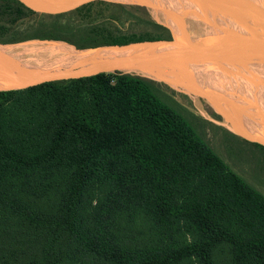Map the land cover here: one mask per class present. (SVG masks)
<instances>
[{
	"label": "trees",
	"instance_id": "16d2710c",
	"mask_svg": "<svg viewBox=\"0 0 264 264\" xmlns=\"http://www.w3.org/2000/svg\"><path fill=\"white\" fill-rule=\"evenodd\" d=\"M28 1L52 8L83 0ZM0 15L2 45L40 40L91 50L171 39L141 6L86 1L50 14L0 0ZM163 96L159 84L122 73L0 92V197L28 223L44 202L60 212L37 259L19 261L9 247L4 264H264V196ZM114 217L133 231L144 221L143 239L133 245L112 227ZM231 221L249 236H237ZM175 226L187 239H172Z\"/></svg>",
	"mask_w": 264,
	"mask_h": 264
},
{
	"label": "water",
	"instance_id": "95a60500",
	"mask_svg": "<svg viewBox=\"0 0 264 264\" xmlns=\"http://www.w3.org/2000/svg\"><path fill=\"white\" fill-rule=\"evenodd\" d=\"M86 1L88 0H83L76 6ZM201 1L207 5L214 18L215 0ZM231 1H236L241 6L245 17L253 22L254 29L247 32L224 30L218 27L216 21L210 20L203 22L214 31L208 36L180 32L178 36L171 34V39L127 46H107L91 50H78L71 46L73 52L87 57L69 67H61L46 57L13 51L10 45L0 44V92L24 90L44 84L62 86L99 74H128L188 91L190 95L206 101L226 121L234 136L252 145L264 147V131L259 132L246 121L244 110L234 95L219 86L198 84L185 72V68L191 63L209 62L251 71L264 81V2L253 9L244 0ZM24 4L30 7L27 3ZM145 7L149 9L148 6ZM156 11L177 16L179 31H182L183 18L180 13L159 9ZM38 12L47 13L45 10ZM105 51L118 54L103 55ZM183 75L188 79H184Z\"/></svg>",
	"mask_w": 264,
	"mask_h": 264
},
{
	"label": "rangeland",
	"instance_id": "374dc122",
	"mask_svg": "<svg viewBox=\"0 0 264 264\" xmlns=\"http://www.w3.org/2000/svg\"><path fill=\"white\" fill-rule=\"evenodd\" d=\"M24 3H27L31 9L36 11H47V13H57L65 10L72 9V7L77 4H63L59 7H52L44 4V2H37L36 5H33L28 0H22ZM94 2H104L107 4L114 5H133V6H141L146 9L152 19H154L157 23L166 26L172 35L175 34L166 24L165 20L169 21L172 24L177 25L176 20L170 14H159L156 16H152L150 14V8L147 9L140 2L135 0H88ZM145 1V0H144ZM171 1V0H169ZM178 1V2H177ZM173 0L175 4H179L176 6L172 1L173 7L176 10L180 9L178 12L183 13L185 15L195 14L199 15V17H212L211 11L209 12V8L201 1V0ZM186 1V2H185ZM246 3L250 5V8H257L264 0L260 2H255L253 0H244ZM221 2V3H220ZM229 2L232 5L236 6V1L231 0H215V4L213 8L216 15L215 18L223 19L227 22H230L226 15H230L232 11L236 12L237 9H232L229 5ZM146 3V2H145ZM187 3V4H186ZM196 3V4H195ZM189 4V5H188ZM255 4V5H254ZM188 5V6H187ZM193 6V7H192ZM197 6V7H196ZM205 6L207 8H205ZM215 6V7H214ZM220 6L221 8H218ZM228 6V7H227ZM238 6V4H237ZM199 7V8H198ZM225 7V8H224ZM227 7V8H226ZM189 10H188V9ZM217 8V9H216ZM185 9V10H184ZM193 9V10H192ZM204 9V10H203ZM207 9V11H206ZM219 9V10H218ZM224 9V10H223ZM228 9V11L226 10ZM239 9L241 7L239 6ZM98 9H95L94 15H96V20H100ZM217 10V11H216ZM200 11V12H198ZM206 11V12H204ZM188 12H190L188 14ZM231 12V13H230ZM208 13V14H206ZM220 13V14H219ZM236 13H240L237 11ZM93 16V14H92ZM218 16V17H217ZM1 17V15H0ZM224 17V18H223ZM227 19H226V18ZM165 19V20H163ZM246 17L239 14L238 22H232V24L242 27L254 28V24L246 21V23H242L245 21ZM231 23V22H230ZM248 24V25H247ZM45 44L50 46L52 44H63L61 42H51V41H40V40H29L25 42H21L18 44L10 45L12 48H17L20 51H24L29 49L33 45H41ZM71 48V46L66 45ZM31 53V52H30ZM103 55H115L118 53L105 51L102 53ZM49 59V58H48ZM49 60L52 61L50 58ZM75 63L67 64L66 67L72 66ZM160 85V84H159ZM213 86H220L219 84ZM162 92L167 96H163V99L170 105L177 108L182 116L188 121V123L192 126L195 132L207 143V145L214 151V153L227 165V167L244 179L247 183L252 185L262 196H264V151H260V149L253 148L247 144H244L234 137H232V133L230 132L229 125L224 121L221 117H219L211 108L208 103L202 99L195 98L194 96L186 93L183 89L170 87L166 85H160ZM223 88V87H222ZM233 95V94H232ZM195 98V99H194ZM246 109L245 111L250 112L253 118L257 121L258 125H264V98L256 97V95L250 91L246 95ZM260 130V129H258ZM264 131V130H263ZM39 150L44 149L45 142L43 140H39ZM3 201L8 202L4 205ZM9 201L4 200V198L0 197V213H4L0 217V264H4V260L7 256L5 253V249L11 247L10 256L12 255V247H15L14 255L17 257L19 261L22 260H35L39 256V246L43 243L48 237L51 229L55 226L56 223L59 222V209H53L50 203L44 202L45 206L43 212H41V216L34 218V223H28L24 218L20 217L19 212L16 210V207L7 209L9 206ZM4 205V206H3ZM92 205L93 202L90 200H85L82 203V212L83 217L85 219V225L89 226L92 221ZM137 227L130 229L128 227H124L122 221L118 218L114 217V222L112 227L114 229H118L119 234L124 235L131 241L134 242L140 241L143 239L142 235L139 233L140 230L143 229L144 221L139 218L136 220ZM230 227L232 231L239 237L246 238L249 236L247 231H244L240 225H236L235 222L231 221ZM124 231V234H123ZM114 233V231H113ZM190 232L184 228H179V226H175L171 237L172 239H176L178 241H183V239H187ZM60 234H57L56 238H60ZM122 239V237H120ZM3 260V261H2ZM12 264V263H11Z\"/></svg>",
	"mask_w": 264,
	"mask_h": 264
},
{
	"label": "bare ground",
	"instance_id": "6f19581e",
	"mask_svg": "<svg viewBox=\"0 0 264 264\" xmlns=\"http://www.w3.org/2000/svg\"><path fill=\"white\" fill-rule=\"evenodd\" d=\"M171 1L173 2V0H171ZM171 1H169V0H145L144 3L146 2L145 6H148L150 8L149 12L154 17L156 15L162 14L160 11H156V9L178 12L180 9L176 10L175 7H173V4ZM226 1H228V0H226ZM253 1L259 2L256 0H253ZM173 3L175 4V2H173ZM179 4L177 3V5L176 4L175 5L178 6ZM229 5L231 6L232 9L233 8H234V10L237 9V11H240V13H242V15L245 16L242 12L243 10L239 9V6H237V4L235 6L229 2ZM206 6H205V8H207ZM178 8H179V6H178ZM218 8H221V7L218 6ZM226 10L228 11V9H226ZM206 11H207V9H206ZM206 11H204V12H206ZM198 12H200V11H198ZM236 12L232 11V13L230 12L231 13L230 15L229 14L226 15V17L228 18V20L231 23L227 22L223 19H220L221 16H219V18H215L216 17L215 16L214 17L215 19H214L213 17H204V16L199 17V15L197 16L195 14L185 15V14L180 13V12H178V13H180L182 18H183V27L181 29L182 32H186V33H189V34L194 35V36L212 35L214 33L213 29H211L210 27H208L207 25H205L203 23L205 21L210 22V20L216 21L218 27L220 29H224V30L247 32L249 30L254 29V28H249V27H242L241 25L237 26V25L232 24V22L241 23V22H238L240 13L238 14ZM189 13L190 12H188V14ZM208 13H210V10ZM208 13H206V14H208ZM201 14H203V13H201ZM170 15L176 20V23L178 26V19H177L178 17L175 16L174 14H170ZM246 21L253 23L247 17H246L245 21H243L242 23H246ZM169 28L174 33L173 29L170 26H169ZM175 36H178V35H175ZM11 49L13 51L28 52V53L31 52L35 55H39V56L46 57L49 59L51 58L55 64H57L61 67H65V65H67V64L76 63L82 59H85V57H87V55L77 54V53L73 52L72 48H69L63 44H52L51 47L47 46L45 44H41L40 46L39 45H33L32 47H30L29 49H26L24 51H20L17 48H11ZM248 70H250V69H248ZM185 72H186V74H189V76H191V78L193 80H195L198 84L207 85V86H213V85L219 84L227 92L233 94L239 100V102H240V104L244 110V115H245L246 121L249 124L255 126L257 128V130L260 129V130H258L259 132H263V126L258 125L257 121L253 118L252 114L250 112L247 113L245 111V109L247 107L246 106V95L248 94V92L252 91L256 95V97H259L260 99L264 98V81L261 78L256 76L253 72H251V71L248 72L247 70L242 69V68L236 69L234 67H229L227 65H220V64L215 65V64L209 63V62L191 63L185 68ZM183 76H184V79H188L186 75H183ZM184 91L186 93H188V91H186V90H184ZM194 97L196 98V96H194Z\"/></svg>",
	"mask_w": 264,
	"mask_h": 264
},
{
	"label": "flooded vegetation",
	"instance_id": "af4514ba",
	"mask_svg": "<svg viewBox=\"0 0 264 264\" xmlns=\"http://www.w3.org/2000/svg\"><path fill=\"white\" fill-rule=\"evenodd\" d=\"M248 4V3H247ZM233 135V134H232ZM234 136V135H233ZM235 139H239V141H241L242 143H244V144H247V145H249V146H251V147H253V148H256L255 146L256 145H252V144H250V143H248L247 141H245V140H243V139H241V138H239V137H237V136H235ZM260 147H262V146H260ZM264 148V147H263ZM257 149V148H256ZM259 150V149H258ZM260 151H262V150H260Z\"/></svg>",
	"mask_w": 264,
	"mask_h": 264
}]
</instances>
